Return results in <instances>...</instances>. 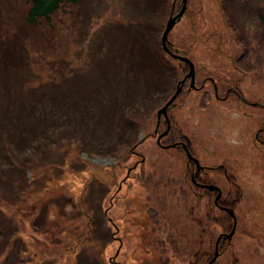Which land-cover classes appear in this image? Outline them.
<instances>
[{"label":"rangeland","instance_id":"374dc122","mask_svg":"<svg viewBox=\"0 0 264 264\" xmlns=\"http://www.w3.org/2000/svg\"><path fill=\"white\" fill-rule=\"evenodd\" d=\"M82 1L76 14L60 16V44L47 46L28 24L24 0H0V264H187L185 255L198 250H184L179 236L201 235L205 251L227 227L222 213L213 211L206 220L203 209L198 228L181 223L179 211H168L171 240L163 238L153 208L150 241L133 222L136 189L166 191L181 175L172 179L163 160L180 152L160 149L154 135L166 126L163 118L158 126L157 111L183 80L178 61L161 44L167 0ZM168 39L195 61L200 76L235 87L249 103L264 102V0H188ZM51 78L60 84L58 95L86 93L79 100L90 118L60 127L48 116L39 121L36 99L45 86V96L53 91L54 85H42ZM102 84L109 101L134 96L122 109L120 127L100 104L94 109ZM232 96L227 103L197 91L178 97L172 127L189 137L201 163H223L241 186H233L239 198L233 246L217 264H264V146L253 144L264 111ZM100 116L103 125H95ZM140 156L146 162L118 194ZM218 181L227 191L222 175Z\"/></svg>","mask_w":264,"mask_h":264},{"label":"flooded vegetation","instance_id":"af4514ba","mask_svg":"<svg viewBox=\"0 0 264 264\" xmlns=\"http://www.w3.org/2000/svg\"><path fill=\"white\" fill-rule=\"evenodd\" d=\"M258 16L262 17V14L259 12ZM172 51L179 55L187 56L186 53L179 47H172ZM214 52L222 54V49H217ZM227 57L229 56L227 55ZM177 61L183 73L182 78L184 82L181 85V91L176 100L167 109L170 125L169 128L167 129L166 119L163 115H161L158 120V126L162 123L163 118L166 125L165 130L159 132L158 128L154 135L156 137V144L160 149L164 151L175 149L177 152H180L178 157H167V159L163 160L169 162L170 171L171 169L173 170L171 173H168L172 179L175 178V173H179V175H181L178 179L176 178V180H174V187L168 188L166 191H144L143 189H136L135 191H138V193L137 195H134L135 201L133 211L138 213V217L133 219V222L138 227L145 228L139 231V236L146 241H150L151 236L148 228L150 226H155V220L152 219L149 211L153 208L157 214V221L162 222L161 226L164 227L165 235H163V238L171 240L172 237L169 234L171 226L168 225L170 218L166 216L168 211H175L176 215L179 211L180 217L177 216V218L181 223L186 224L189 222L198 228H200L201 222L203 221V209L206 210V214L204 216L206 217V220H212L213 211L222 213L226 217L225 225L223 226L227 225V227H224L214 240L211 239L207 242L208 248H205V251L203 250L204 239H202L201 235L197 234L192 237V231H184L182 235L179 236L173 231L175 236L180 237L181 243L184 245V250L188 251L195 248L198 250L195 251V253H187L188 256L185 255V257L189 260L187 264H217L218 261H220L219 258L223 256L225 250L232 248L233 246L232 237L238 224L236 201L239 199H235L236 191H234L233 186H238V190L241 186L239 182H235V174L232 171L230 173L228 168L225 167L223 163H219L217 165L201 163V160L195 154L194 147L192 146L189 137L186 134L182 135L175 132L176 130H173V118L170 115V111L178 97H181L184 94H189L192 91L201 92L203 98L210 100L215 99L216 102L220 103L226 101L228 102L229 99L233 97L232 95H237L241 101H246L244 102L245 104H251V107H259V110L262 111H264V102L261 100L249 103V101L246 100L247 98L245 97V94L238 91L235 87L226 86L224 81H219L217 78L208 73H204L200 76V71L197 69L195 61L191 60L194 64L195 75L192 82L191 76L187 75L190 71V63L186 61ZM235 68L239 69L237 65H235ZM246 73V71L241 70L242 76ZM243 102H239V105H244ZM159 135L161 137L158 142L157 138ZM253 144L256 149H262L260 146H264V125L257 130ZM187 150H189L192 157L188 156ZM176 158H180L181 161ZM146 159L147 158L144 156H140V158L135 161L134 165L127 169V177L120 183L118 194L123 191L124 186L127 187L129 180L132 179L130 177L131 172L140 170V167L146 162ZM151 168L152 166H148L146 169L151 170ZM219 175L223 176L227 186V191H225V186L223 187L218 184ZM241 191H243L242 188ZM164 216L168 219H165ZM215 220L217 221V219ZM219 221L220 220H218V222ZM198 224H200V226H198ZM184 228L188 229L186 226ZM233 229L234 233L231 237H229ZM117 238L119 239V237ZM120 243H122L121 240ZM191 243H194L195 246H192ZM210 244H213V246L210 247ZM186 251L182 253L185 254ZM215 254H217L216 259L212 261ZM189 258H191V260Z\"/></svg>","mask_w":264,"mask_h":264},{"label":"trees","instance_id":"16d2710c","mask_svg":"<svg viewBox=\"0 0 264 264\" xmlns=\"http://www.w3.org/2000/svg\"><path fill=\"white\" fill-rule=\"evenodd\" d=\"M173 0H167L165 6L162 8V15L170 16V13L173 11L175 14L182 4L181 0H176L175 7L172 8ZM25 8H26V20L28 24L32 27L38 29L40 33L44 36L43 42L47 43V46H52L54 44H60V40L62 39V35L58 37V28L57 22L61 21V15H68L80 8L83 1L82 0H24ZM76 8V9H74ZM66 17V16H65ZM62 17V18H65ZM57 18V19H56ZM82 21V20H81ZM65 36L67 34H64ZM67 40V39H65ZM172 50V46H170ZM67 64V63H66ZM120 72V70H119ZM66 73H69L66 72ZM63 75V74H62ZM54 78L48 79L42 83V85H54V89L49 94H43L46 90L45 87L41 88L40 93L42 98L39 97L36 99V104L38 106V117L39 121L45 123V117L48 116L51 120V123H54V126H59V124L63 123V121H75L76 123L82 122L85 118H90V113L81 112L82 106L79 98L83 97L86 93L84 92H67L64 95H58L57 90L59 89V85H55ZM130 94V93H129ZM134 99V96H130L128 98L123 99V102L119 104V100L109 101L103 94V84H102V92L100 95V101L95 100L94 109H96V105L100 104L102 109L106 110L107 119L110 122H117L118 127L122 125L123 118L120 117L122 109L128 107L129 101ZM94 100H91L88 104V108L92 105ZM119 101V102H118ZM121 110H120V108ZM86 107V106H85ZM126 113V109L123 110ZM119 121V122H118ZM95 125L100 126L103 125L102 117L100 116V121L96 119L94 121ZM124 124L131 125L130 119L126 116L124 117ZM50 127V126H49ZM44 128V129H48ZM44 129H41V134L43 136L46 135ZM50 135V134H48ZM54 138V135H51ZM103 143H106V139L103 140ZM114 150V149H113Z\"/></svg>","mask_w":264,"mask_h":264},{"label":"water","instance_id":"95a60500","mask_svg":"<svg viewBox=\"0 0 264 264\" xmlns=\"http://www.w3.org/2000/svg\"><path fill=\"white\" fill-rule=\"evenodd\" d=\"M187 1L188 0H182V7L181 9L176 13V14H173L171 13L167 22H166V25H165V28L162 32V35H161V44H162V47H163V50L166 51L167 53H169L171 55V57L173 59H176V60H179V61H186V62H189L190 63V71L189 73L187 74L188 76H191V79H192V82L194 80V64L191 62V60L188 58V57H185V56H181V55H178V54H175L173 53L170 49H169V39H168V34L169 32L171 31V29L175 26V24L181 19V17L183 16L185 10H186V7H187ZM184 80H181L178 84H177V88L175 90V92L171 95V97L166 101V103L164 104L163 107H161L158 111H157V116L158 118L163 115L164 118L166 119V123H167V129L169 128V120H168V114H167V109L168 107L176 100L177 96L179 95L180 91H181V85L183 84ZM160 137H158V142L160 140ZM187 153H188V156L192 157V155L190 154L189 150H187ZM236 223V222H235ZM235 227V225H234ZM234 233V229L233 231L231 232V234L229 235V237L232 236V234ZM217 253V252H216ZM216 255H214V258L212 259L215 260L216 259Z\"/></svg>","mask_w":264,"mask_h":264}]
</instances>
